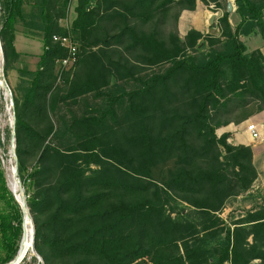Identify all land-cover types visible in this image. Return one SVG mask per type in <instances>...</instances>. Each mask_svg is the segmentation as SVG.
Listing matches in <instances>:
<instances>
[{"label": "trees", "instance_id": "1", "mask_svg": "<svg viewBox=\"0 0 264 264\" xmlns=\"http://www.w3.org/2000/svg\"><path fill=\"white\" fill-rule=\"evenodd\" d=\"M75 1L65 24L70 0H34L29 13L24 0H0L5 76L21 61L19 20L44 42L13 98L18 171L45 264H264V194L222 216L251 196L252 148L216 132L264 112V54L242 40L264 41V0H235L218 35L192 28L184 38L180 15L198 0ZM55 35L78 44L60 80L67 49ZM5 184L0 163L4 196ZM23 222L16 200L0 208V264L16 257Z\"/></svg>", "mask_w": 264, "mask_h": 264}, {"label": "rangeland", "instance_id": "2", "mask_svg": "<svg viewBox=\"0 0 264 264\" xmlns=\"http://www.w3.org/2000/svg\"><path fill=\"white\" fill-rule=\"evenodd\" d=\"M201 1L203 3L200 6L203 9L207 8L208 10H210V13L208 12V14L213 15V14H218V12H221V15H219V17H217V20L213 24H211L210 22L207 24L208 25V31L210 33L218 34L219 29H217L216 26L218 25L219 18L227 10L226 9L227 3L225 2V0H216V1L201 0ZM205 1L206 2L208 1V3H205ZM235 7H236V4H235ZM182 14L183 15L181 18L180 25L178 26V29L181 31V33L183 35L185 32L187 33V30L189 28L192 27V25H191L192 21L190 19L191 18L190 16L193 13L189 14V12H184V13L182 12ZM194 22L196 24V20H194ZM210 27L211 28L214 27V28L210 29ZM250 38H252V39H250ZM263 42H264L263 38L259 34L251 35L250 37H247L245 40V43L248 45L249 50H254L255 48L257 49L258 48L257 46L261 45V43H263ZM0 47H1V43H0ZM32 50L34 53H38L39 51L43 52V50H44L43 45L42 44L40 45L39 50H37V49H32ZM37 62H38V59H36L32 56H25V57L21 58L20 62L15 64V68L9 72L8 76H5V74H4V57H3L2 50H1V54H0V82H3L4 77H5V80L8 84V87L11 90V92L13 93V90L17 87V85L19 83V69L26 67V68H30L33 70L36 68ZM3 74H4V76H3ZM2 97L0 99V163H1V169L4 173V178H5V183H6L5 185L7 188V194L4 196V194H3L4 192L2 191L3 189L0 188V208L7 205V201H10V200L12 202H13V200H16L19 203V200L17 199L15 193L12 191L11 176H10L11 172H12V170H11L12 167H15V165H16L15 157L12 154L13 142H12L11 136L8 135V129H11V120L15 114L14 113V105H12L11 98H9L10 96H8L7 99L3 95H2ZM80 108H81V106L74 107V110H79ZM63 110H67V109L64 108ZM10 111H11V113H10ZM17 177L20 178L19 171H18ZM25 194H26V192H25ZM258 195H256L254 193L249 197L233 199L229 203V205H233V207H234L233 212L230 213L231 216H237V215H241L242 213H244L243 211H246V209L244 207L246 206V204L248 202H250V204H252V205H255L256 201L260 200V199H257L259 197ZM26 196H27V194H26ZM12 197L14 198L13 200L11 199ZM226 214H227V212H226ZM23 236H24V226H23V235H22V238H21L20 243H19V250L21 248ZM0 250H1V236H0ZM26 256H27V258H26ZM26 256H25V259L24 260L22 259V261L20 262L21 264H45L44 259L36 251L35 246L26 254ZM15 259H13V260H15ZM15 263H17V262H15ZM226 264H228V263H226Z\"/></svg>", "mask_w": 264, "mask_h": 264}, {"label": "crops", "instance_id": "3", "mask_svg": "<svg viewBox=\"0 0 264 264\" xmlns=\"http://www.w3.org/2000/svg\"><path fill=\"white\" fill-rule=\"evenodd\" d=\"M24 10L26 13H29V11L32 8V4L34 0H24ZM227 3V7L229 3H232L233 5V10L230 12H235L236 7H235V0H225ZM203 2L201 0H198V6L196 10H185L184 12H189L193 13L190 17L191 19V25L192 27L189 28L188 30L195 28L199 31H201L204 34H212V35H218V34H213L208 31V23L211 20L212 14L210 13V10L203 9L200 5ZM75 7H76V1L71 0V5L69 8V14L68 18L63 21V23L66 22V24H71L72 21L76 17V12H75ZM229 10V7H228ZM182 13L179 18V25L181 22L182 18ZM235 18L233 16L230 18V22L233 24L235 23ZM196 20V24L194 22ZM217 18H215V21ZM214 21V22H215ZM213 22V23H214ZM178 25V26H179ZM210 26V25H209ZM214 28V27H213ZM210 27V29H213ZM217 29H219L216 26ZM187 30V31H188ZM186 35V32L182 35L181 31L179 30V36L181 38H184ZM251 36V35H250ZM250 36H242V40L245 42L247 37ZM252 39V38H250ZM43 45L44 49V42L41 37V31L40 29H34L32 27H26L25 23L23 20H19L16 24V38H15V45L17 50L22 54L21 58L25 56H32L36 59H39V56L43 53L39 51L38 53H34L32 49H37L39 50L40 45ZM259 49H261L262 53L264 54V42L261 43V45L257 46ZM256 49V48H255ZM250 124H255L256 128L260 132V136L255 138L249 129ZM217 135L221 136L223 134H230L229 142L235 145H245V146H250L253 151V163L255 164L257 170H258V178L254 183L252 194H264V112L259 111L254 113L253 115L249 116L247 119L236 123V122H230L227 125H222L217 129ZM258 192V193H257ZM250 195H245V196H240L238 198H244V197H249ZM259 196V195H258ZM253 205L248 202L246 206L244 207L246 210L250 209ZM234 207L233 205H227L225 208V211L223 212L222 216L227 218L228 215L233 212ZM227 212V214H226ZM245 213V211H243ZM242 213V215L244 214ZM239 215H237L238 217ZM229 264V263H228Z\"/></svg>", "mask_w": 264, "mask_h": 264}, {"label": "bare ground", "instance_id": "4", "mask_svg": "<svg viewBox=\"0 0 264 264\" xmlns=\"http://www.w3.org/2000/svg\"><path fill=\"white\" fill-rule=\"evenodd\" d=\"M0 54H1V47H0ZM2 95L4 97H6V99L9 96L7 90L4 88V82H0V99H1ZM10 113H11V111H10ZM11 170H12L11 175H10L11 176V188H12V191L15 193L17 199L19 201H21V199H22V189H21L22 185L18 180L15 167H12ZM33 234H34V232H33V228H32V222H31L29 217H26L25 232H24V236L22 239L20 252L17 255L15 262L20 261L22 258H24L26 256V254L34 247V245H33ZM26 258H27V256H26Z\"/></svg>", "mask_w": 264, "mask_h": 264}, {"label": "built area", "instance_id": "5", "mask_svg": "<svg viewBox=\"0 0 264 264\" xmlns=\"http://www.w3.org/2000/svg\"><path fill=\"white\" fill-rule=\"evenodd\" d=\"M54 40L59 41L62 44V46H64L67 49V55L65 57L57 60V67L59 70V80H60L62 75L65 72L71 70L75 66V64L78 60V44H77V42L74 41V39L70 35H68V36L55 35ZM249 129L251 130V132L255 138L260 136V132L256 128L255 124H250ZM24 258H22V259H24ZM22 259L20 261H17V263H15V260H16L15 259V260L10 261L9 263H6V264H19L22 261Z\"/></svg>", "mask_w": 264, "mask_h": 264}, {"label": "water", "instance_id": "6", "mask_svg": "<svg viewBox=\"0 0 264 264\" xmlns=\"http://www.w3.org/2000/svg\"><path fill=\"white\" fill-rule=\"evenodd\" d=\"M228 7H229V11H232L233 10L232 3H229ZM219 15H221V12H218V14H213L212 17H211L210 23L213 24V22L215 21V18L219 17ZM3 76H4V74H3ZM3 82H4V88L7 90L8 94H9V96L11 98L12 105H14L13 93L9 89L8 84H7L6 80H5V77H4ZM15 121H16V118H15V114H14V116H13V118L11 120V129H12L11 139H12V142H13V145H12V154L15 157V161H16L15 170H16V172L18 174V163H17L18 162V157H17V153H16V143H15V140H16V138H15V135H16V130H15L16 125H15ZM18 180H19V182L22 185V187H21V189H22V199H21V201H19V204L21 206V209H22L23 215H24V222H23L24 232H25V220H26V217H29L30 220H31V222H32V228H33V232H34V234H33V245H34V241H35V227H34V223H33V218H32L30 209H29V207L27 205V196L25 194V187L23 186V183H22L21 179L18 178ZM19 252H20V250L18 251L17 255L19 254ZM17 255H16L15 258H17Z\"/></svg>", "mask_w": 264, "mask_h": 264}]
</instances>
